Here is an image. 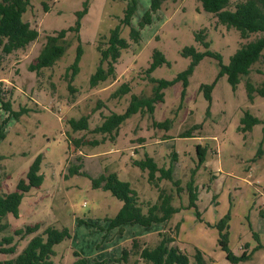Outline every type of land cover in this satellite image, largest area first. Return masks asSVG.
<instances>
[{"label":"rangeland","instance_id":"obj_1","mask_svg":"<svg viewBox=\"0 0 264 264\" xmlns=\"http://www.w3.org/2000/svg\"><path fill=\"white\" fill-rule=\"evenodd\" d=\"M86 1L89 11L81 18L79 34L68 32L65 54L51 67L31 70L47 36L75 27ZM130 1L30 0L23 18L38 29L39 37L0 60L1 96L11 105L10 111L0 101V186L2 192L16 191L39 155L43 182L25 193L18 218L9 214L3 220L10 228L0 238L36 223L42 225L40 232L49 225L67 226L72 237L55 246L53 260L57 264H73L75 252L91 262L134 263L137 254L128 262L116 260L125 248H131L133 240L154 248L164 235L174 239L171 246L189 256V264H199L197 249L203 253V264H264L263 124L248 133L240 129L247 110L264 119V97L256 93L250 100L246 86L247 80L255 86L264 81V50L236 89L226 75L219 77L218 59L206 56L188 76L184 97L183 81H176L164 90L165 101L156 104L153 114H133L115 139L95 131L111 112L123 113L133 94L150 96L156 80L175 81L192 61L184 54L186 47L195 46L201 52L209 49L228 64L242 44L264 33L243 38L236 28L221 24L199 0H166L153 13L152 22L141 27L151 0H137L131 24L122 26V36L131 41V27H137L141 40L131 41V46L122 50L115 77L93 87L90 77L101 57L98 45L106 46ZM232 1L234 7L238 0ZM78 36L84 54L80 72L73 77L70 66L77 55ZM155 51L164 54L165 62L149 72ZM124 83H129L131 91L116 93ZM203 84L214 85L210 99ZM13 112L22 113L16 119ZM82 116L89 117V128L73 130L68 120ZM167 119L171 120L168 128L154 125ZM198 144L208 149L203 164L199 163ZM146 154L154 157L159 167H171L180 184L162 179L157 187L151 182L148 171L133 163ZM72 166H80L79 171L87 174H71ZM108 172H117L120 179L131 183L144 209L159 200L164 188L180 210L170 220L151 226L111 227L109 219L116 216L123 201L108 190L94 187L92 181ZM194 180L197 207L191 204L188 189ZM30 237L17 236V251L0 252V260L15 257ZM222 238L233 256L239 258L247 251L248 258L229 260Z\"/></svg>","mask_w":264,"mask_h":264},{"label":"trees","instance_id":"obj_2","mask_svg":"<svg viewBox=\"0 0 264 264\" xmlns=\"http://www.w3.org/2000/svg\"><path fill=\"white\" fill-rule=\"evenodd\" d=\"M166 0H151L150 8L145 12L144 17L140 23L141 27L152 22L153 13L157 12L163 2ZM203 8L215 14L221 24L228 27H234L240 31L243 38H249L253 33H264V0H238L234 7H232V0H199ZM30 0H0V60L2 55L11 54L18 49L27 47L30 43L37 40L39 31L32 27L29 21L24 20V13L28 10ZM137 0H131L128 4L125 15L110 32L108 40L105 42L106 46L99 44L98 50L100 52V62L96 71L90 77V84L95 87L99 83L108 80L116 75V64L119 61L122 50L128 49L132 42H139L141 40V30L137 27H131L130 39L122 36V26L130 25L132 17L136 11ZM89 11V2L84 3V8L78 13L79 20L75 27L69 29H62L56 34L47 36L46 43L43 46L36 62L30 65L31 70H39L46 67H51L65 54L67 45L65 44L66 36L69 31H74L79 34L81 28V18ZM79 44L77 46V55L74 62L71 64L73 77L80 72V63L84 54V48L81 39L78 36ZM209 47V43H206ZM264 50V36L254 40H250L242 44L237 51L231 56L230 62L224 64L221 55L214 53L211 50L204 52L199 51L195 46H188L184 49V54L192 58L191 64L183 73H181L175 81L156 80L150 96L132 95L131 102L123 113L111 112L105 117L103 123L96 128L95 131L109 134L112 139H115L119 134L122 124L133 114L139 112L154 113L156 104L165 101V89L173 85L176 81H183V97L186 95L189 78L195 67L206 56H214L218 59L220 64L219 77L227 76L229 83L234 89L237 88L243 76L250 74L253 65L260 60ZM165 62V56L161 51L154 52V61L149 68L152 72L156 67ZM214 85L203 84L202 89L206 92V97L211 98V91ZM249 99L253 100L256 93L264 97V81L260 86H255L250 80L246 82ZM131 91L129 83H124L116 92L126 94ZM0 101L7 110L11 111L9 101H6L1 96ZM24 111V110H22ZM16 119H18L22 112H13ZM73 130H83L89 128V117L82 116L79 119L71 118L68 120ZM5 123V121H3ZM170 119L164 122H155V126L169 127ZM259 123L262 127V142L264 141V119H260L253 115L249 110L245 111L241 119L240 129L246 133L252 131L253 127ZM2 124H0V137L3 136L1 132ZM207 148L201 144L197 145V152L199 156V163H205L207 159ZM1 159V157H0ZM42 155L37 156L34 163L31 165L27 179H21L17 185V190L12 192H2L0 186V235L10 228V223L4 221L9 214L15 217L20 216V205L26 192L32 187H39L43 182V175L40 174V165ZM135 165L142 170L148 171V177L151 182H155L159 186V180L169 179L174 185H179L181 180H176L173 177V169L171 167H159L154 157L149 154L141 160H134ZM80 166L70 167V173L80 172ZM160 172V175L157 173ZM93 185L96 188H103L110 191L114 196L123 201V206L115 217L109 219L111 227H123L127 224H141L143 226H151L154 223H161L171 219L174 213L180 209L173 205V196L163 188L159 195V200L156 203L148 205L144 209L139 201V194L135 188L132 187L129 181L120 179L117 172H108L99 177L92 178ZM195 180L188 185L189 196L191 204L197 207L195 201L198 194L197 189L194 188ZM264 217V209L261 211ZM83 220H79V224ZM42 225L36 223L27 225L25 228H17L13 233L4 234L0 238V252L6 254H13L17 251L16 237L25 239L31 235L27 245L15 257L0 260V264H57L53 260L56 255L55 246L66 239L72 237L69 227L49 225L40 232ZM174 239L171 236H166L161 239L159 244L150 248L147 246H140L138 241L133 240L131 248H125L122 251L121 257L116 262H128L132 255H139V258L134 263L127 264H189V256L180 248L171 246ZM224 249L227 252V258L234 262L248 258L247 251L241 257H235L227 246V240H221ZM75 260L73 264H112L108 260L90 261L89 258L82 256L79 252H75ZM196 259L199 264L204 263V256L201 250L197 249Z\"/></svg>","mask_w":264,"mask_h":264}]
</instances>
